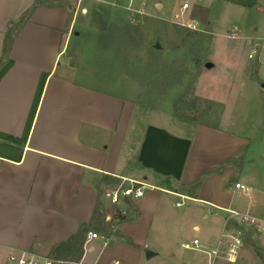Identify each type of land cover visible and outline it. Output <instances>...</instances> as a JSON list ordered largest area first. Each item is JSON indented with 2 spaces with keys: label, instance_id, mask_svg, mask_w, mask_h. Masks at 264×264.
<instances>
[{
  "label": "crops",
  "instance_id": "obj_1",
  "mask_svg": "<svg viewBox=\"0 0 264 264\" xmlns=\"http://www.w3.org/2000/svg\"><path fill=\"white\" fill-rule=\"evenodd\" d=\"M35 1L0 0V264H17L13 253L47 258L84 224L85 264H147L156 255L145 257L148 237L173 235V221L202 234L205 249L186 264H264V233L242 219L264 221V116L222 128L147 112L120 86L94 82L98 73L79 71L67 55L86 0L37 7L3 59L10 24ZM200 11L189 26L206 29L232 11L244 39L264 45V0H213ZM124 178L145 194L113 205L103 188ZM177 199L200 208L173 212ZM98 202L111 234L91 224ZM229 229L233 237L223 238Z\"/></svg>",
  "mask_w": 264,
  "mask_h": 264
},
{
  "label": "rangeland",
  "instance_id": "obj_2",
  "mask_svg": "<svg viewBox=\"0 0 264 264\" xmlns=\"http://www.w3.org/2000/svg\"><path fill=\"white\" fill-rule=\"evenodd\" d=\"M156 1L163 7L157 8ZM212 1L86 0L75 9L67 55L79 71L98 73L94 82L102 79L120 86L147 112L163 109L213 126L244 128L241 123L264 116V45L256 40L260 57L250 58L253 45L244 39L247 32L234 25L232 11L222 13L206 29L195 23L189 26L200 15V7ZM185 2L190 5L187 10L182 8ZM192 59L197 61L195 68ZM176 202L181 205L173 208L177 213L199 207L194 202L183 205L181 199ZM197 211L199 222L207 224ZM185 224L181 230V224L173 221V235L165 230L148 237L145 257L147 251L156 255L147 264L192 261L199 250L184 245L202 240V234Z\"/></svg>",
  "mask_w": 264,
  "mask_h": 264
},
{
  "label": "built area",
  "instance_id": "obj_3",
  "mask_svg": "<svg viewBox=\"0 0 264 264\" xmlns=\"http://www.w3.org/2000/svg\"><path fill=\"white\" fill-rule=\"evenodd\" d=\"M188 7V3H185L183 5V8L186 9ZM192 26V25H191ZM232 36H236L235 33L231 34ZM259 49L257 45H253L252 53L250 54V58L254 57V55H258ZM237 188L242 189L244 192H249V187L241 184H236ZM145 194V185L141 184L134 180H128L126 178L122 179L120 183L108 187L105 186L103 188V195L106 199H108L111 204L118 205L121 203V201L125 198L129 199H138L143 197ZM234 214H237V212L233 211ZM122 214H125V212H122ZM242 219L245 223L252 226L254 229H256L259 232L264 233V222L251 217L248 214H245L242 216ZM239 234H241V231H238ZM104 238L102 235H99L98 233H90L88 235V239L92 238ZM223 238H231L233 237V230L229 229L225 231L222 235ZM238 243H242L241 241H238ZM186 249H205L204 245L200 242V240L195 239L193 243H186L184 245ZM218 251H214V254H217ZM10 260L16 262L17 264H85L82 262V260L78 261H71V260H62V259H51V258H41L34 254H22V255H16L11 254ZM111 264H124L121 261H113Z\"/></svg>",
  "mask_w": 264,
  "mask_h": 264
},
{
  "label": "trees",
  "instance_id": "obj_4",
  "mask_svg": "<svg viewBox=\"0 0 264 264\" xmlns=\"http://www.w3.org/2000/svg\"><path fill=\"white\" fill-rule=\"evenodd\" d=\"M69 3V0H36L34 5L29 8L21 17L18 22L10 24L5 42L4 58L8 56L12 43L19 32L22 30L24 24L30 21L34 10L39 6L57 7L64 6ZM258 64L256 65V68ZM119 182V180H117ZM106 215L102 205L98 202L95 206V211L91 224L97 226V230L104 234H111L114 232V225L110 222L106 223ZM90 227L88 225H82L79 231L71 236L67 241L57 244L51 250L48 258L57 260H71L78 261L83 258L84 255V242Z\"/></svg>",
  "mask_w": 264,
  "mask_h": 264
},
{
  "label": "water",
  "instance_id": "obj_5",
  "mask_svg": "<svg viewBox=\"0 0 264 264\" xmlns=\"http://www.w3.org/2000/svg\"><path fill=\"white\" fill-rule=\"evenodd\" d=\"M160 7H161V5L158 4L157 5V8H160ZM196 66H197V61L195 59H192L191 60V67L195 68ZM206 66L207 67H212V64L211 63H208ZM154 254L155 253H153L152 251H147V257L153 256Z\"/></svg>",
  "mask_w": 264,
  "mask_h": 264
}]
</instances>
